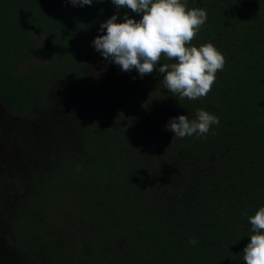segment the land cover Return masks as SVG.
Returning <instances> with one entry per match:
<instances>
[{
	"label": "trees",
	"instance_id": "trees-1",
	"mask_svg": "<svg viewBox=\"0 0 264 264\" xmlns=\"http://www.w3.org/2000/svg\"><path fill=\"white\" fill-rule=\"evenodd\" d=\"M187 3L208 15L192 44L226 59L197 100L95 50L111 0H0V264H245L264 207V0ZM200 109L219 118L207 134L167 130Z\"/></svg>",
	"mask_w": 264,
	"mask_h": 264
},
{
	"label": "clouds",
	"instance_id": "clouds-1",
	"mask_svg": "<svg viewBox=\"0 0 264 264\" xmlns=\"http://www.w3.org/2000/svg\"><path fill=\"white\" fill-rule=\"evenodd\" d=\"M74 6L91 5L93 0H69ZM117 13L100 25L93 47L109 62L125 72L135 69L141 77L158 72L168 91L180 99H204L223 71L226 59L211 42L193 45L208 19L203 8L188 7L187 0H111ZM128 9L139 20L125 12L118 22L119 9ZM165 57L171 63L161 64ZM219 118L200 109L195 119L179 115L170 119L166 128L179 138L205 135ZM252 226L250 242L243 249L245 264H264V207L248 217ZM193 245L195 240L190 241Z\"/></svg>",
	"mask_w": 264,
	"mask_h": 264
}]
</instances>
